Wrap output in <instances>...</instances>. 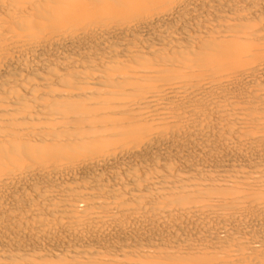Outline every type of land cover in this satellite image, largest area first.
<instances>
[{
    "label": "bare ground",
    "instance_id": "obj_1",
    "mask_svg": "<svg viewBox=\"0 0 264 264\" xmlns=\"http://www.w3.org/2000/svg\"><path fill=\"white\" fill-rule=\"evenodd\" d=\"M0 264H264V0H0Z\"/></svg>",
    "mask_w": 264,
    "mask_h": 264
}]
</instances>
